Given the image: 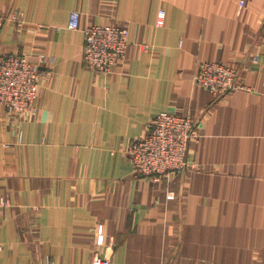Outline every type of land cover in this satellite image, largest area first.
<instances>
[{"label": "crops", "instance_id": "obj_1", "mask_svg": "<svg viewBox=\"0 0 264 264\" xmlns=\"http://www.w3.org/2000/svg\"><path fill=\"white\" fill-rule=\"evenodd\" d=\"M239 1L0 0V54L40 74L34 116L0 106V264H264V0ZM73 10L128 27L109 73L83 63ZM203 60L246 89L197 84ZM161 111L194 137L187 168L154 181L125 150Z\"/></svg>", "mask_w": 264, "mask_h": 264}, {"label": "built area", "instance_id": "obj_2", "mask_svg": "<svg viewBox=\"0 0 264 264\" xmlns=\"http://www.w3.org/2000/svg\"><path fill=\"white\" fill-rule=\"evenodd\" d=\"M244 5V0L239 1ZM165 12L159 10L156 24L162 25ZM80 14L69 13L67 27L83 33L82 60L99 73H109L125 58L128 27L123 24L85 25L80 27ZM6 20L0 15V31ZM40 74L25 55L0 54V106L29 118L36 113L35 99ZM195 81L216 96L236 89H246L239 70L229 64L203 60L198 63ZM194 137V121L184 115L168 111L157 113L147 125L145 133L133 139L125 150L137 177L161 181L187 168V144ZM89 264H110L107 257L95 254Z\"/></svg>", "mask_w": 264, "mask_h": 264}]
</instances>
